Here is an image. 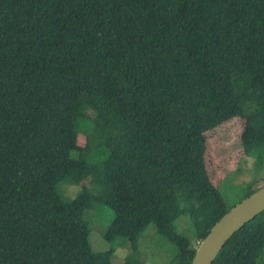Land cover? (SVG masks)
Wrapping results in <instances>:
<instances>
[{"label": "trees", "instance_id": "16d2710c", "mask_svg": "<svg viewBox=\"0 0 264 264\" xmlns=\"http://www.w3.org/2000/svg\"><path fill=\"white\" fill-rule=\"evenodd\" d=\"M233 117L264 169V0H0V264H115L89 240L96 202L107 239L135 250L155 223L191 264L176 221L201 242L232 208L204 153ZM212 264H264V210Z\"/></svg>", "mask_w": 264, "mask_h": 264}, {"label": "rangeland", "instance_id": "374dc122", "mask_svg": "<svg viewBox=\"0 0 264 264\" xmlns=\"http://www.w3.org/2000/svg\"><path fill=\"white\" fill-rule=\"evenodd\" d=\"M245 120L233 117L220 123L215 128L206 131L204 163L211 181L220 189L229 208L239 203L246 195L248 186L252 189L264 185V169L259 170L252 157L247 156L242 134ZM85 136L80 135L78 142L84 145ZM67 185L62 188L66 196L73 198L81 190L82 185ZM90 229L89 240L97 252L112 251V262L115 264H174L176 249L156 230L155 223H150L136 242V249H132L131 240L117 237L113 240L106 238L114 212L106 203L96 202L85 215ZM179 232L188 235L193 244L200 243L193 233L187 231L190 226L185 216L176 221Z\"/></svg>", "mask_w": 264, "mask_h": 264}, {"label": "water", "instance_id": "95a60500", "mask_svg": "<svg viewBox=\"0 0 264 264\" xmlns=\"http://www.w3.org/2000/svg\"><path fill=\"white\" fill-rule=\"evenodd\" d=\"M264 210V185L226 212L198 245L191 264H212L227 241Z\"/></svg>", "mask_w": 264, "mask_h": 264}]
</instances>
